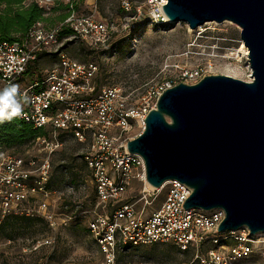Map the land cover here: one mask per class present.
Listing matches in <instances>:
<instances>
[{
    "label": "built area",
    "instance_id": "obj_1",
    "mask_svg": "<svg viewBox=\"0 0 264 264\" xmlns=\"http://www.w3.org/2000/svg\"><path fill=\"white\" fill-rule=\"evenodd\" d=\"M35 1L49 11L47 0ZM64 1L69 14L61 23L45 28L37 22L21 40L0 43V90L18 85L17 99L23 111L17 118L45 133L29 142L21 155L0 146V225L15 219L39 220L51 233L42 240H26L21 253H34L44 247L52 250L58 229L75 219L74 209L64 214L59 211L61 203L49 202L59 194L49 189V183L52 156L62 146L64 136L86 147L82 158L96 196L87 230L98 247L100 264H137L123 263L120 258L129 249L156 243L171 244L180 253H188V264H264V233L252 235L245 227L219 233L224 211L184 209L182 205L192 190L176 180L165 182L159 189L147 187L143 159L127 151V142L136 136L129 138L127 132L133 123L143 128L144 119L159 97L177 83L149 87L139 106L127 103L117 87L97 86V65L71 59L63 43L80 42L92 51L102 50L109 45L111 27L92 14L78 15L75 0ZM165 4L166 0H120V9L128 15L126 28L135 29L134 24L142 17L148 20L146 25H170L162 11ZM63 27L69 28L72 35L59 41ZM44 54L55 55L56 64L29 82L32 66ZM180 75L189 85L203 78L199 67L182 69ZM133 180L142 184L141 210L134 203H119ZM65 189L68 194L74 192L72 184H66ZM162 191L160 207L144 214L151 197ZM11 244L10 239L2 242L0 254Z\"/></svg>",
    "mask_w": 264,
    "mask_h": 264
},
{
    "label": "water",
    "instance_id": "obj_2",
    "mask_svg": "<svg viewBox=\"0 0 264 264\" xmlns=\"http://www.w3.org/2000/svg\"><path fill=\"white\" fill-rule=\"evenodd\" d=\"M162 11L191 30L234 23L250 81L211 75L167 89L127 151L143 159L150 187L176 180L192 190L184 209H222L219 233H264V0H166Z\"/></svg>",
    "mask_w": 264,
    "mask_h": 264
},
{
    "label": "rangeland",
    "instance_id": "obj_3",
    "mask_svg": "<svg viewBox=\"0 0 264 264\" xmlns=\"http://www.w3.org/2000/svg\"><path fill=\"white\" fill-rule=\"evenodd\" d=\"M86 1L92 3L93 8L84 4ZM76 13L92 14L96 19L108 22L112 33L111 47L117 45V48L114 51L109 46L92 51L80 42H65L63 46L66 54L79 63L97 65L96 85L119 88L126 102L134 106H139L146 90L156 84L169 81L189 84L181 79L182 69L199 67L203 77L226 75L249 81L248 60L238 58L235 52L243 42L239 28L234 23H208L196 30H191L184 23L170 24L165 28L149 25L132 33L126 28L128 15L120 9V0H78ZM56 62L55 55L44 54L31 69L43 75ZM142 129L140 123H133L127 137L139 135ZM61 143L62 146L52 156V176L49 183V189L56 190L59 194L53 195L49 202L61 203L59 211L64 214L69 209H74L76 216L68 225L58 229V238L52 252L51 248H44L45 252L33 255L29 261L34 264L43 255L50 264H100L98 247L87 230L89 211L96 204V196L90 182V171L82 159L86 147L64 136H61ZM27 144L4 147L0 142V146L17 155L26 150ZM66 184L74 186L73 194L67 193ZM141 190L142 184L133 180L123 192L119 203H134L135 208L141 210ZM163 197L164 191L151 197L149 204L144 207V214L157 210ZM65 206L67 209L63 210ZM108 210L106 207L105 211ZM49 235L51 233L43 221L18 220L0 225V245L10 239L12 244L9 247L14 250L10 248L12 252L3 261L10 262L15 257L16 249L25 245V242L42 240ZM189 258L188 253H180L171 244L156 243L129 249L121 256L120 261L137 264H188Z\"/></svg>",
    "mask_w": 264,
    "mask_h": 264
},
{
    "label": "trees",
    "instance_id": "obj_4",
    "mask_svg": "<svg viewBox=\"0 0 264 264\" xmlns=\"http://www.w3.org/2000/svg\"><path fill=\"white\" fill-rule=\"evenodd\" d=\"M63 2V0H51L53 6L48 12H45L43 8L39 7L35 0H0V43L17 42L21 40L37 22L52 24L54 20L62 21L69 14L68 5ZM47 13L49 15L45 16ZM56 13H59L56 15L57 17H50L52 14ZM146 23H148V20L142 17L134 24L135 29H129V31L133 33L137 30L145 29L149 25L157 28H165L168 26L165 25L160 27L154 24L146 25ZM71 35L72 31L69 28L63 27L59 32L58 40L62 41ZM127 41L129 42L130 39H127ZM69 43L72 42H68V44ZM109 44L108 47L110 46V48L115 51L117 45L111 47V42H109ZM37 77H39L38 71L31 70V72H29V82L34 81ZM43 134H45L43 130L33 129L30 125L24 123L17 117H14L10 121L4 120L0 122V142L4 147L26 144Z\"/></svg>",
    "mask_w": 264,
    "mask_h": 264
},
{
    "label": "crops",
    "instance_id": "obj_5",
    "mask_svg": "<svg viewBox=\"0 0 264 264\" xmlns=\"http://www.w3.org/2000/svg\"><path fill=\"white\" fill-rule=\"evenodd\" d=\"M47 2H49V10H50V8L53 6V4L51 3V1L50 0H47ZM84 4H86V5H88L89 6V8H93V6L91 5L92 3H90V2H85ZM77 5H78V0H75V10H77ZM59 13H56V14H52V16H50V17H52V18H54V17H57L56 15H58ZM47 15H49L48 13L45 15V16H47ZM66 18V17H65ZM64 20V19H63ZM62 20V21H63ZM62 21H55L54 20V22L52 23V24H50V23H47V22H44V23H42L43 24V26L45 27V28H52V27H54V26H56L57 24H59V23H61ZM48 25V26H47ZM56 203V201H53V202H51V204L52 205H54ZM21 220H23V221H32V220H27V219H21ZM13 221H18V220H9V221H6L5 223H8V222H13ZM39 221V220H38ZM5 223H3V224H5ZM3 224H1V225H3ZM59 234V233H58ZM58 238V237H57ZM25 245H23V246H20V247H18L17 249H16V252L14 253L15 255V257L13 258V259H15V258H18V257H20L21 258V261L20 262H14V260L12 259L10 262H8L7 263V260L4 262L3 260H5V259H7V255H9L10 254V252H12V251H14L13 249H12V247H5V248H3L2 250H1V254H0V264H33V263H31L30 261H29V259L33 256V255H35V254H37V255H39L40 253H43V252H45V250H44V248H47V247H44V248H42V249H40L39 251H37V252H34V253H27L26 255H23L22 253H21V249H22V247H24ZM10 248H11V250L12 251H10ZM54 250V249H53ZM53 250H51L50 252H52ZM42 260H46L47 261V264H50L49 263V261L47 260V258H43V255H40V257L38 258V261L36 262V263H34V264H38V263H40Z\"/></svg>",
    "mask_w": 264,
    "mask_h": 264
},
{
    "label": "clouds",
    "instance_id": "obj_6",
    "mask_svg": "<svg viewBox=\"0 0 264 264\" xmlns=\"http://www.w3.org/2000/svg\"><path fill=\"white\" fill-rule=\"evenodd\" d=\"M19 87L16 84H10L3 90H0V122L12 120L14 117L22 115V105L18 101Z\"/></svg>",
    "mask_w": 264,
    "mask_h": 264
},
{
    "label": "bare ground",
    "instance_id": "obj_7",
    "mask_svg": "<svg viewBox=\"0 0 264 264\" xmlns=\"http://www.w3.org/2000/svg\"><path fill=\"white\" fill-rule=\"evenodd\" d=\"M226 23H228V22H226ZM235 52H236V55L238 56V58H245V60H246L248 57V50L244 46L243 43H241V46ZM249 80H250V76H249ZM147 187L152 188L148 184H147Z\"/></svg>",
    "mask_w": 264,
    "mask_h": 264
}]
</instances>
